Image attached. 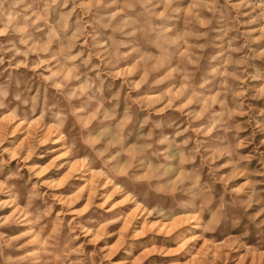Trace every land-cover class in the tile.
<instances>
[{
  "label": "clouds",
  "instance_id": "obj_1",
  "mask_svg": "<svg viewBox=\"0 0 264 264\" xmlns=\"http://www.w3.org/2000/svg\"><path fill=\"white\" fill-rule=\"evenodd\" d=\"M0 264H264V0H0Z\"/></svg>",
  "mask_w": 264,
  "mask_h": 264
}]
</instances>
